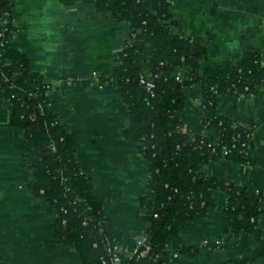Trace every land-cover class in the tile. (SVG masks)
<instances>
[{"label":"crops","instance_id":"1","mask_svg":"<svg viewBox=\"0 0 264 264\" xmlns=\"http://www.w3.org/2000/svg\"><path fill=\"white\" fill-rule=\"evenodd\" d=\"M8 1L15 30L12 47L50 85V109L75 137L81 172L90 179L105 215L119 227L121 246L128 251L147 226L140 218L139 199L152 195L142 144L123 136L127 106L110 79L131 27L97 12L87 0ZM170 1L172 34L207 45L203 67L236 64L253 49L260 51L264 65V0ZM151 54L146 49L147 72ZM185 78L186 69L178 68L175 80ZM200 91L199 85L187 89L182 131L192 139H213L215 130L203 125V113L195 108ZM6 102L0 92V264H81L73 247L54 241L48 203L31 194L33 172L21 151L24 137L10 125ZM218 113L252 134V149L247 164L219 158L206 164L202 173L252 188L261 195L264 212V89L256 87L249 96H219ZM214 199L217 207L181 235L184 246L200 247L198 254H171V264H264V214L257 236H235L225 229V196L215 192ZM214 241L222 246H204Z\"/></svg>","mask_w":264,"mask_h":264},{"label":"trees","instance_id":"2","mask_svg":"<svg viewBox=\"0 0 264 264\" xmlns=\"http://www.w3.org/2000/svg\"><path fill=\"white\" fill-rule=\"evenodd\" d=\"M87 1L113 21L129 24L132 34V43L126 42L116 54L110 79L117 83L127 106L128 125L123 136L142 144L152 195L139 199V208L140 218L147 224L144 237L151 251L145 258H138L131 247L123 264H171V254L196 256L200 247L184 246L181 235L217 207L215 192L226 198L225 229L235 236L244 232L257 236V224L264 214L260 210L261 195L247 186L206 177L202 168L221 158V145L231 147L237 135L235 147L224 158L248 163L247 154L252 149L248 131L218 113V97L249 96L256 87L264 89L260 51L245 52L236 64L203 67L208 47L172 34L170 0ZM0 33V92L9 102L10 125L24 137L21 151L33 172L31 194L48 203V212L54 216L51 229L56 243L73 247L81 264H112L108 251L121 244V231L105 215L93 195L90 179L81 172L75 158V137L50 109V85L12 47L15 30L8 0H0ZM146 49L152 53L149 72L153 95L139 82L147 63ZM178 68L186 69L184 80H175ZM193 85L201 89L195 108L203 113V125L214 129L221 142L214 151L208 147L211 139H192L182 131L181 113L189 104L186 90ZM242 143H247L246 147ZM219 246L215 241L206 245Z\"/></svg>","mask_w":264,"mask_h":264},{"label":"built area","instance_id":"3","mask_svg":"<svg viewBox=\"0 0 264 264\" xmlns=\"http://www.w3.org/2000/svg\"><path fill=\"white\" fill-rule=\"evenodd\" d=\"M0 37H1V33H0ZM131 38H132V34L130 35V40H128V43H132ZM0 44H2L1 41H0ZM17 77H18V75L13 76L14 79H16ZM178 81H180V80L178 79ZM139 82H140V84H142L144 86V88L148 94L153 95L154 84H153V79H152V75L150 74V72H147L144 70V73L142 75H140V77H139ZM198 98H196L194 100L198 102V100H199ZM6 104L8 105L9 102L7 101ZM238 137L239 136L237 135L233 138V140H232L233 143H232L231 147H228L226 145H221V153H220L221 158L226 157L230 153L231 149L233 147H235L234 142H235V139H237ZM247 137H248V139H251L252 134L248 133ZM211 140L212 141L210 144H208V147H211L214 151V149H215L214 147L220 146L221 142H220V139L218 137L213 138ZM246 144L247 143H242L241 146L246 147ZM207 243L208 242H206L204 244V246H206ZM215 243L220 244L219 241H216ZM134 248L138 252V258H145L146 256L149 255V253L151 251V247H150L149 243L147 242L146 238L144 237V235L136 239ZM108 252L111 254L112 264H123L126 255H128V253H129L127 250L123 249L121 244L114 245Z\"/></svg>","mask_w":264,"mask_h":264},{"label":"water","instance_id":"4","mask_svg":"<svg viewBox=\"0 0 264 264\" xmlns=\"http://www.w3.org/2000/svg\"><path fill=\"white\" fill-rule=\"evenodd\" d=\"M196 54V48H193L192 49V55H195ZM208 214H210V211H208Z\"/></svg>","mask_w":264,"mask_h":264}]
</instances>
